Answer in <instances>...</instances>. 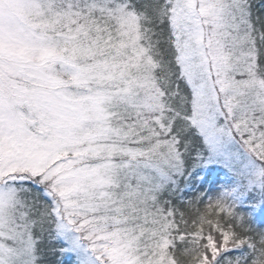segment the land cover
I'll list each match as a JSON object with an SVG mask.
<instances>
[{"label":"snow or ice","instance_id":"1","mask_svg":"<svg viewBox=\"0 0 264 264\" xmlns=\"http://www.w3.org/2000/svg\"><path fill=\"white\" fill-rule=\"evenodd\" d=\"M0 264H264V0H0Z\"/></svg>","mask_w":264,"mask_h":264}]
</instances>
